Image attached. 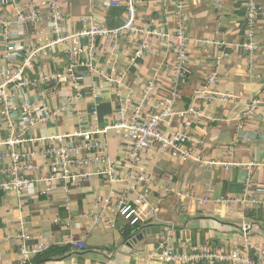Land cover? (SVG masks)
Listing matches in <instances>:
<instances>
[{
	"label": "crops",
	"instance_id": "obj_1",
	"mask_svg": "<svg viewBox=\"0 0 264 264\" xmlns=\"http://www.w3.org/2000/svg\"><path fill=\"white\" fill-rule=\"evenodd\" d=\"M109 1L62 0L64 18L56 32L45 0H0V18L11 21L10 38L16 46L7 51L0 30V71L18 69L28 52L37 50L23 72L29 84L20 90V97L34 107L35 123L24 119L20 97L8 118L0 102V142L23 139L15 146L37 167L27 173L31 181L27 189H3L1 183L12 180L11 158L9 145H0V264H23L39 250L73 241L83 243L79 252L84 258L70 255L44 264H176L162 258L161 236L172 252L207 245L230 253L247 242L264 249V194L251 202L250 188L264 184V0H136L135 25L141 35L82 37L78 54H72L77 44L72 39L51 45L58 35L90 25L122 26L128 16L125 3L113 7ZM216 1L223 14L220 25ZM32 13L37 17L19 19ZM180 17L192 44L184 64L186 75L177 89L176 113L164 118L161 128L171 134L190 119L194 135L202 140L191 144L200 161L173 157L155 144L141 152L138 170L146 182L134 180L129 178L132 141L118 126L123 121L119 101L132 97L143 102L149 114L164 108L161 103L174 88L177 53L172 37ZM157 28L168 36L148 34ZM143 38L151 52L138 57ZM221 39L230 44L204 42ZM250 39L259 44L253 53L240 46ZM213 72L217 79L209 87L234 93L235 100L195 97ZM254 99L260 104L249 114ZM86 132L94 145L89 155L84 148ZM58 136L68 146L83 148L84 157L112 159L113 179L103 174L106 166L98 160L72 165L76 173L89 172L88 179L65 183L53 176V157L46 152L58 145ZM143 188H148L150 204L158 209L143 222L158 226L159 232L127 245L121 229L128 222L118 212V204L131 203ZM96 247L110 249H91ZM243 255L264 264V255L253 248ZM214 263L249 264L234 259ZM190 264H209V260Z\"/></svg>",
	"mask_w": 264,
	"mask_h": 264
},
{
	"label": "built area",
	"instance_id": "obj_2",
	"mask_svg": "<svg viewBox=\"0 0 264 264\" xmlns=\"http://www.w3.org/2000/svg\"><path fill=\"white\" fill-rule=\"evenodd\" d=\"M122 2L125 3L128 13L127 19L122 26L111 29L102 25H90L88 27H84L82 30L76 33L58 35V37H56L51 42V45L65 41L67 39H72L77 43L72 50V54H78L81 51L78 42L79 39L82 37L96 38L100 36H118L124 32L141 35V30H139L135 25L137 17L136 0H110L108 4L113 7H118L122 5ZM44 3L50 9V14L53 19L55 31L59 32L61 20L64 18V15L61 11L62 0H45ZM216 7L218 9L219 16L218 25H220L221 19L223 18V14L222 12H220L221 3L219 1H216ZM179 9H181V5ZM250 15L253 19V8ZM30 17L36 18L37 13H32L31 16L19 15V19L21 20ZM85 20L87 19L83 18V21ZM11 24V21L7 20L6 18H0V30L2 32L5 45L7 47V51H12L16 48V46L12 44L10 38ZM148 34L160 37L168 36V33H166L162 28L153 29L149 31ZM172 38L173 46L177 53V63L174 66V88L172 91V95L161 103L164 108L161 111H158L157 113L149 114L144 111L143 102L136 103L132 99V97L121 98L119 101L118 112L123 117V121L118 126L123 127L127 130V135L132 141V150L130 153L131 172L129 178L134 180L146 182L147 179L138 170L139 162L141 160V152L152 148L155 144H159L165 150L169 151V153L173 157H182L184 159L200 161V157L194 154L191 144H201L202 140L198 139L194 135L192 131V122L190 119L187 118L184 122V126L171 134L164 132L161 128L162 120L176 113L175 99L177 95V89L179 88L181 80L186 75V69L184 67V64L186 62V58L190 46L192 44V38L188 35L184 28L183 17H180L176 32ZM204 42L214 43L218 45L230 44L222 39ZM240 46H242L244 50L250 53L255 52L259 48L258 42L252 39L240 44ZM36 52L37 50L28 52L27 56L24 58L22 65H20L18 69H6L0 71V102L2 104L3 109L2 114L7 118L10 117L9 113L11 109L15 106L16 99L20 97V90H22L29 84L27 79L24 77L23 72L25 68L30 67L32 65L33 58ZM147 52H151V47L148 44L147 38H143L140 48L136 51V55L138 57H141ZM216 79L217 73L213 72L208 78L207 86L204 87V89L195 91V97L200 99H217L223 102L235 100L237 98L236 94L229 92H220L219 90L211 89L209 87L210 84H214L216 82ZM10 86L13 87L12 92L9 91ZM19 99L20 106L24 112V119L27 121V123L34 124L37 118L34 114L35 112L32 103L25 97H20ZM263 103L264 102H262V104ZM259 104L260 100L254 99L250 105L248 113L252 114ZM241 126L242 122H240L238 127ZM9 127L14 129L13 120H10ZM83 135L88 141L84 148L85 150H88L89 155V151L92 150L94 145L91 141V135L89 132H86ZM56 138L59 142L58 145L52 146L46 152L48 155H51L53 157V160L50 162L53 176L61 178L62 181L65 183H69L77 177H83L84 179H88V177L90 176L89 172L82 174L76 173L72 170V165H74L75 162L89 163L98 160L104 163L106 166V169L103 171V174L110 180L113 179L112 177L115 170V163L112 159L105 156L84 157L82 156V151L84 150L83 148L73 145L68 146L62 143L63 139L61 136H58ZM21 141H23V139L12 137L8 141L0 142V145H9L8 155L11 158V165L8 170L12 174V180L1 183V187L3 189H13L17 190L18 192L27 189L31 183L29 177L27 176V173L29 171L32 172L37 168L35 164L31 161L30 155L20 153V151H18L17 147L15 146ZM250 188H252L251 191L254 192L251 193V202H258L257 198L260 195L264 194V184L254 183L251 184ZM247 193L249 194V189L247 190ZM149 199L150 194L148 188H143L138 191L131 203L121 201L118 204V212L130 224L143 222L146 217H152L158 210L157 207H154L150 204ZM227 201L231 202L233 201V199H228ZM22 236L24 238L27 237L25 234ZM159 243L163 247L162 258L176 264H190L202 259H208L209 264H215L214 260L216 259H234L237 262L259 264L253 261H248L244 257L243 253L244 251L248 250V248H253L264 255V249H261L259 246L249 242L244 245L243 249H235L230 253H221L214 251L207 245H196L190 251L172 252L167 245V240L165 236H161ZM71 245L78 249H82L84 247L83 243L79 241H73ZM24 253H27V251H24Z\"/></svg>",
	"mask_w": 264,
	"mask_h": 264
},
{
	"label": "trees",
	"instance_id": "obj_3",
	"mask_svg": "<svg viewBox=\"0 0 264 264\" xmlns=\"http://www.w3.org/2000/svg\"><path fill=\"white\" fill-rule=\"evenodd\" d=\"M147 225L144 222H138L135 224L126 223L121 229L122 242H132L134 240H141L139 237L142 233V230ZM97 251H107L108 248L105 247H96L91 248ZM78 248L73 247L71 244H55L50 245L42 250L37 251L30 258H28L23 264H44L48 261L61 259L65 256H74L80 259L84 258L82 254H79ZM87 250V249H84Z\"/></svg>",
	"mask_w": 264,
	"mask_h": 264
},
{
	"label": "water",
	"instance_id": "obj_4",
	"mask_svg": "<svg viewBox=\"0 0 264 264\" xmlns=\"http://www.w3.org/2000/svg\"><path fill=\"white\" fill-rule=\"evenodd\" d=\"M159 232V227L158 226H154V225H147L143 230L142 233L140 235V239H142L144 236L151 234V233H158ZM138 240H134L133 243H137ZM127 245H131L132 242H126ZM84 252H79V254H83Z\"/></svg>",
	"mask_w": 264,
	"mask_h": 264
}]
</instances>
